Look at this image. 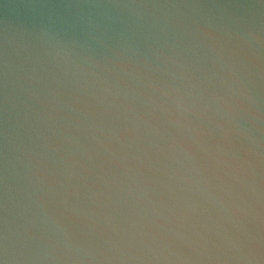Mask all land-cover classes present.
I'll use <instances>...</instances> for the list:
<instances>
[{
    "label": "water",
    "instance_id": "95a60500",
    "mask_svg": "<svg viewBox=\"0 0 264 264\" xmlns=\"http://www.w3.org/2000/svg\"><path fill=\"white\" fill-rule=\"evenodd\" d=\"M0 264H264V0H0Z\"/></svg>",
    "mask_w": 264,
    "mask_h": 264
}]
</instances>
